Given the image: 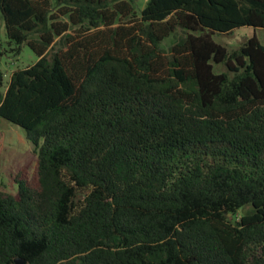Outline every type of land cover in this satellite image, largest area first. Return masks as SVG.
Listing matches in <instances>:
<instances>
[{
  "label": "trees",
  "instance_id": "1",
  "mask_svg": "<svg viewBox=\"0 0 264 264\" xmlns=\"http://www.w3.org/2000/svg\"><path fill=\"white\" fill-rule=\"evenodd\" d=\"M0 18V56L37 57L0 89L34 146L0 189V264H264V42L213 39L264 29V0H0Z\"/></svg>",
  "mask_w": 264,
  "mask_h": 264
},
{
  "label": "rangeland",
  "instance_id": "2",
  "mask_svg": "<svg viewBox=\"0 0 264 264\" xmlns=\"http://www.w3.org/2000/svg\"><path fill=\"white\" fill-rule=\"evenodd\" d=\"M136 9L143 7L145 0H133ZM256 35L260 42H264V29L251 26H241L229 34H215L213 39L232 50L239 47L246 39ZM181 35L180 31L171 34L161 42V47L168 49L172 42ZM13 45L8 44L2 19L0 18V49H9ZM37 60L34 52L27 44H23L17 55L7 51L0 56V68L4 73V90L10 74L14 69L23 68ZM215 72L222 71L225 67L222 64H213ZM33 143L27 138L25 131L7 120L0 117V189L15 193L17 190L16 179L21 175L22 169L29 177L34 166Z\"/></svg>",
  "mask_w": 264,
  "mask_h": 264
},
{
  "label": "water",
  "instance_id": "3",
  "mask_svg": "<svg viewBox=\"0 0 264 264\" xmlns=\"http://www.w3.org/2000/svg\"><path fill=\"white\" fill-rule=\"evenodd\" d=\"M15 264H24V261L21 260V259L16 258L15 259Z\"/></svg>",
  "mask_w": 264,
  "mask_h": 264
}]
</instances>
